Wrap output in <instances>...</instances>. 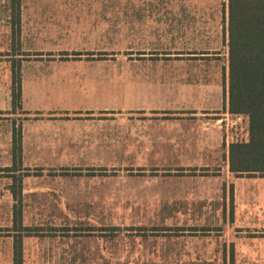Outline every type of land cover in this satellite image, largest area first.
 Segmentation results:
<instances>
[{
  "label": "rangeland",
  "instance_id": "1",
  "mask_svg": "<svg viewBox=\"0 0 264 264\" xmlns=\"http://www.w3.org/2000/svg\"><path fill=\"white\" fill-rule=\"evenodd\" d=\"M168 1L171 12L178 9V0ZM186 1L195 22L182 35L170 33L156 45L144 36L108 40L107 84L101 87L109 108L101 125L105 148L47 152L49 162L92 160L96 166L18 168L35 174L25 180V223L57 230L26 241L27 264H264V240L249 237L264 230V178L233 174L226 148V138L229 145L248 139L249 121L233 128L217 122L228 112L224 93L219 108L204 102L191 111L195 87L224 83L229 0ZM10 5L0 0L2 54L19 43L9 29L19 11ZM151 48L164 52L142 51ZM3 69L0 261L8 264L12 129L28 118L14 113ZM26 155L23 160H33Z\"/></svg>",
  "mask_w": 264,
  "mask_h": 264
},
{
  "label": "crops",
  "instance_id": "2",
  "mask_svg": "<svg viewBox=\"0 0 264 264\" xmlns=\"http://www.w3.org/2000/svg\"><path fill=\"white\" fill-rule=\"evenodd\" d=\"M8 1L11 3L9 9L12 6L19 11L17 21L9 28L10 36L19 38V43L3 54L0 52L4 57L0 66L7 71L10 103L13 102L14 72L20 73L22 108H17L14 113L21 111L28 119L18 129L20 137L15 139L17 128L12 129V152L16 164L13 162L15 168L7 170L11 174L6 176L10 180L7 209L8 214H13L12 225L8 228L11 234L7 263L15 264L18 257L20 264H27L26 241L56 236L52 232L57 230H52L54 227L46 230L45 224L25 223L28 212L25 180L35 174H23L18 168L96 166L92 160L86 163H76L75 160L49 162L47 152H98L105 148L101 125L103 121L106 123L109 108L101 87L107 84L108 64L103 57L108 53V40H139L144 36L149 45L164 44L168 34L178 32L182 35L195 18L189 17L186 0H178V9L174 12H171L172 2L168 0ZM171 23L176 27L172 28ZM142 51L164 52L157 48ZM193 91L195 105L191 111L199 109V104L204 102L217 103L207 107L219 108L221 93H224L228 106V67L224 83L213 84L206 91L203 87H195ZM103 129L105 136V126ZM228 140L226 138L229 161ZM23 155L34 158L28 162L23 160ZM249 237L264 240V230L256 229ZM0 264L4 263L0 261Z\"/></svg>",
  "mask_w": 264,
  "mask_h": 264
},
{
  "label": "trees",
  "instance_id": "3",
  "mask_svg": "<svg viewBox=\"0 0 264 264\" xmlns=\"http://www.w3.org/2000/svg\"><path fill=\"white\" fill-rule=\"evenodd\" d=\"M228 48V111L249 121L247 141L229 146V169L239 177H264V0L228 1ZM12 95L13 108L21 109L19 72ZM17 137L20 130L14 131Z\"/></svg>",
  "mask_w": 264,
  "mask_h": 264
},
{
  "label": "built area",
  "instance_id": "4",
  "mask_svg": "<svg viewBox=\"0 0 264 264\" xmlns=\"http://www.w3.org/2000/svg\"><path fill=\"white\" fill-rule=\"evenodd\" d=\"M225 117L226 118H222V119L218 120L217 122L218 123H223V122L226 121L227 122V126L231 127V128H233L234 125H236L238 123V121H241L242 119H248V117L245 116V115L231 114L229 111L227 112V114H225Z\"/></svg>",
  "mask_w": 264,
  "mask_h": 264
}]
</instances>
